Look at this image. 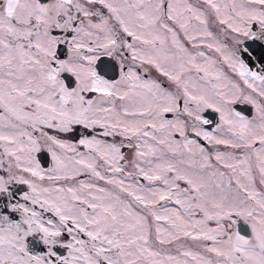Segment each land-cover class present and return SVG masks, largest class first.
<instances>
[{
  "label": "snow or ice",
  "instance_id": "1",
  "mask_svg": "<svg viewBox=\"0 0 264 264\" xmlns=\"http://www.w3.org/2000/svg\"><path fill=\"white\" fill-rule=\"evenodd\" d=\"M200 3L0 0V264H264V0Z\"/></svg>",
  "mask_w": 264,
  "mask_h": 264
},
{
  "label": "flooded vegetation",
  "instance_id": "2",
  "mask_svg": "<svg viewBox=\"0 0 264 264\" xmlns=\"http://www.w3.org/2000/svg\"><path fill=\"white\" fill-rule=\"evenodd\" d=\"M190 2L193 3V4H197V5L200 4L202 7H204V5H203L202 3H200V0H190ZM198 6H199V5H198ZM210 27H211L212 31L218 33V26H217L215 23L210 24ZM185 43H186V46H188L189 49H190L191 51H196L195 49H191V46H190V45H187V42H185ZM170 46H171V45H170V43H169V47H170ZM205 51H207V49H205ZM209 55H215V54H214V53H209ZM105 62H108V61H107V58L105 59ZM111 63L114 64L115 61H111ZM225 68H226V67H225ZM140 71H141V74H144V73H143V70H140ZM227 71L230 72L228 69H227ZM230 73H231V72H230ZM117 75H118V73H110V76H117ZM191 75H195V73L193 72V73H191ZM148 76H151V77H154V78L160 79V80L164 83V86H165V87H168V88H172V89H174V86L171 85L169 82H167L163 77H160L159 74H158L154 69L150 70V71L148 72V74L146 75L145 78H148ZM241 85H242V88H243L244 86H243L242 82H241ZM244 91L247 92V91H249V90H248V89H244ZM252 95H253V97H254L255 99L257 98V100H261V98L257 97V96L255 95V93H253ZM261 102L264 103V101H261ZM231 107H233V108H234L235 110H237V111H241L242 114L246 115L248 118L256 117V109H255L251 104H249V103L243 101V99L238 100L237 103L234 104V105H231ZM203 115H204V117H205L206 119H209V120L211 121V123H210L209 125H204V126H203L205 130H206V129H207V130L211 129V128L213 127V125L216 123L217 119L219 120V113H216V112L212 111L211 109L205 111V112L203 113ZM168 118L171 119V118H172V114H168ZM70 139H72V140L74 141V140L77 139V137H76V136H72V137H70ZM201 143L203 144V143H205V142L201 141ZM234 150H235V149H228V151H234ZM81 151H83V149H82ZM125 151H126V153L129 152L128 150H125ZM241 151H243V150H241ZM47 166H48V167L51 166L50 157H49V159H48ZM254 170H255V169H254ZM82 178H83V177H82ZM80 180H81V179H80ZM141 181H143V180H141ZM179 183H180V185H181L183 182L181 181V182H179ZM183 184H184V183H183ZM184 186L186 187V185H184ZM162 203H163V202H162ZM243 231H244V229L242 228V234H243ZM248 234H250V230L248 231ZM163 252H165V251H163Z\"/></svg>",
  "mask_w": 264,
  "mask_h": 264
},
{
  "label": "rangeland",
  "instance_id": "3",
  "mask_svg": "<svg viewBox=\"0 0 264 264\" xmlns=\"http://www.w3.org/2000/svg\"><path fill=\"white\" fill-rule=\"evenodd\" d=\"M199 5V7H202L200 4H198ZM210 24H212V23H210ZM226 72H228L227 71V68H225L224 69ZM228 75L232 78V79H234V80H236L237 79V77H235V76H232V74L230 73V72H228ZM241 87H242V85H241ZM242 99V98H241ZM257 99V98H256ZM220 123V118H219V120L217 119V121H216V123L213 125V127L211 128V129H209V130H207L206 129V131H215V127H216V125L217 124H219ZM226 134V133H225ZM82 150V149H81ZM221 150L222 151H226V152H233V153H235L236 155H239L240 154V152H241V150L240 149H235L234 151H228V149H225V148H223V147H221ZM129 157H131V153L130 152H127L126 153ZM213 163H215V161H213ZM253 167H254V169H255V159L253 158ZM129 169L131 170V165H129ZM222 171H227L226 169H221ZM254 175H257L258 176V173H256L255 172V170H254ZM83 177V178H82ZM85 180V181H89V182H95V183H98V184H101L102 186H104V187H110L109 185H104L103 184V182H100V181H90L89 180V177H88V175L87 174H84V175H81V176H79V177H77V180ZM44 183H48V181H45ZM61 184H63V183H66L65 181H61L60 182ZM71 183H75V181H71ZM141 183H143V184H145V185H147V181H141ZM182 188L183 187H185L184 186V184L182 183L181 185H180ZM234 186V185H233ZM258 187H259V185H257ZM163 204H165V205H167L168 207H176L175 205H171V204H169L168 202H163ZM197 218H199V217H197ZM209 226H212V227H214L215 225L213 224V223H211L210 222V225ZM153 232H154V228H153ZM201 243L202 242H195V241H191V240H184V239H182V240H180V241H177V242H175V243H173V244H165V245H158V244H155L154 245V247H156L157 248V250H160V251H165V252H168V253H170V254H177L176 253V248H177V246H179V245H183L184 247H187V248H192L193 250H195V251H202V248H201ZM205 255H210V254H208V253H204ZM211 258L213 259V261H215V259H216V257L215 256H211Z\"/></svg>",
  "mask_w": 264,
  "mask_h": 264
}]
</instances>
